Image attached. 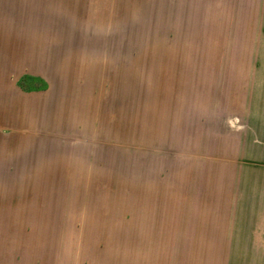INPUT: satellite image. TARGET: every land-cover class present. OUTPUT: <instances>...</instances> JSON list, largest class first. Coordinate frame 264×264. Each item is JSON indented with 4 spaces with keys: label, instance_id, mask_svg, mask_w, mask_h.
Here are the masks:
<instances>
[{
    "label": "rangeland",
    "instance_id": "374dc122",
    "mask_svg": "<svg viewBox=\"0 0 264 264\" xmlns=\"http://www.w3.org/2000/svg\"><path fill=\"white\" fill-rule=\"evenodd\" d=\"M260 1L0 0V145L44 166L0 185V264L227 255L194 188L206 199L221 137L264 107Z\"/></svg>",
    "mask_w": 264,
    "mask_h": 264
},
{
    "label": "crops",
    "instance_id": "0c3cea01",
    "mask_svg": "<svg viewBox=\"0 0 264 264\" xmlns=\"http://www.w3.org/2000/svg\"><path fill=\"white\" fill-rule=\"evenodd\" d=\"M28 75L47 83L41 75ZM41 92L43 90L28 93L32 95L31 98H37ZM259 99L255 104L263 107L264 101ZM249 117L254 125L236 127L241 132L239 135L234 134V137H221L224 144L230 145L231 154L228 157L223 154L216 157L213 167L217 175L210 183L203 181L210 184L205 189L208 193H203V196L208 195L206 199L202 200L201 196L202 182H197L194 188L198 210L212 213L213 247L229 250L227 255L216 257L218 264H264V107ZM229 126L225 124L224 130L238 133L239 129ZM24 149L0 145V153H4V156H0V185L44 183V166L38 157L27 156L33 159L19 164L8 156V153L16 151L23 153L26 151ZM26 152L38 154L40 150L31 146ZM56 174L59 173L53 169L51 176L54 178Z\"/></svg>",
    "mask_w": 264,
    "mask_h": 264
},
{
    "label": "trees",
    "instance_id": "16d2710c",
    "mask_svg": "<svg viewBox=\"0 0 264 264\" xmlns=\"http://www.w3.org/2000/svg\"><path fill=\"white\" fill-rule=\"evenodd\" d=\"M26 79H27V77H26V78H22V79L19 80V82H18V86H19L20 88L23 89V87H24V84H23L24 82H23V81L26 80Z\"/></svg>",
    "mask_w": 264,
    "mask_h": 264
}]
</instances>
